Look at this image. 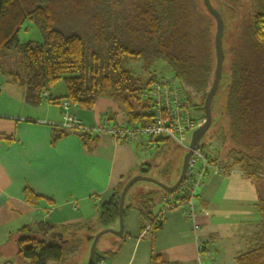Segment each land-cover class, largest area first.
<instances>
[{
    "label": "trees",
    "instance_id": "16d2710c",
    "mask_svg": "<svg viewBox=\"0 0 264 264\" xmlns=\"http://www.w3.org/2000/svg\"><path fill=\"white\" fill-rule=\"evenodd\" d=\"M231 7L237 17L232 15V20L225 21L226 60L221 83L224 81L227 87L224 113L229 123L224 131L235 144L229 157L232 153L237 155L232 166L222 167L221 152L212 155L200 146L209 163L225 173L233 171L234 165L248 164L249 160H253V165L260 162L251 153L264 133V11L251 14L240 5ZM27 22L38 28L42 42L20 43L19 34ZM216 30V20L199 0H0V72L6 71L4 62L15 61L8 74L24 90L30 106L60 100L51 95L46 98L44 93H50L56 83L63 81L64 98L77 108L91 111L98 98H109L119 106L128 124L143 127L154 116L146 96L159 76L153 68L163 63L179 80L199 119H204L205 99L217 66ZM132 63L141 64L147 77L137 74L130 67ZM71 132L53 126L52 145ZM74 133L88 149L98 144L91 131ZM164 141L173 142L167 138ZM228 142L224 136L222 146ZM150 171L151 165H147L141 173L149 176ZM170 173L169 163L165 176ZM132 178L120 184L109 203L99 206L98 232L119 229V195ZM140 183L134 184L126 196L124 219L130 210L138 212L140 230L147 231L153 247L150 264H184L171 262L155 252L165 222L164 207L157 198L167 192L155 184ZM142 185L148 189H140ZM24 197L33 206L42 199L29 188L24 190ZM184 200L185 195L178 196L176 206ZM53 235L59 244L48 243ZM87 235L84 225L55 228L40 221L18 233V256L28 264H68L82 256ZM251 241L252 247L239 254L235 264H264V234L259 232ZM117 254L118 250L102 253L106 260ZM95 259L97 264L103 260Z\"/></svg>",
    "mask_w": 264,
    "mask_h": 264
},
{
    "label": "crops",
    "instance_id": "0c3cea01",
    "mask_svg": "<svg viewBox=\"0 0 264 264\" xmlns=\"http://www.w3.org/2000/svg\"><path fill=\"white\" fill-rule=\"evenodd\" d=\"M50 95L53 99L66 96L52 90ZM74 114L84 129H93L104 121L111 126H132L109 98H98L91 111L75 107ZM62 121L60 100L30 106L24 90L0 72V256L5 264H14L12 257L18 256V233L40 221L55 228L84 225L88 234L86 249L79 258L84 261L90 253V239L100 230L99 206L110 202L121 183L142 175L147 165H151V171L154 169L140 157L146 149L161 150L170 143L165 138L115 143L108 135L95 134L98 144L88 149L71 130L70 135L52 145L53 126L60 127ZM177 162L171 163L170 183H176L180 177L182 162ZM209 173L195 199L198 229L178 208L165 215L155 252L171 262L228 264L237 257L227 255L239 248L238 238L230 240L229 226L214 216L215 201L225 183L224 174L215 170ZM26 188L42 198L37 205L25 201ZM140 189L147 190L148 186L142 185ZM157 202L162 205L160 196ZM124 235L106 241L102 253L118 250V254L99 264H150L153 247L147 231L140 230L136 210H130L125 218Z\"/></svg>",
    "mask_w": 264,
    "mask_h": 264
},
{
    "label": "rangeland",
    "instance_id": "374dc122",
    "mask_svg": "<svg viewBox=\"0 0 264 264\" xmlns=\"http://www.w3.org/2000/svg\"><path fill=\"white\" fill-rule=\"evenodd\" d=\"M201 3L203 0H199ZM214 7L222 12H224V22L226 18L233 19L232 15L235 16L234 10L231 6L240 5L242 10H246L253 14L259 10L264 11V0H211ZM228 6V7H227ZM235 16L234 18H236ZM214 19V18H213ZM229 19V20H230ZM215 20V19H214ZM226 26V25H225ZM225 32V31H224ZM228 33V40L231 39V34ZM19 41L21 44H26L29 42H42V35L40 34L38 28L30 22L24 25V28L19 34ZM17 58V57H15ZM15 61L10 59L7 63L4 62L5 72L8 77V71L12 68ZM163 63H158L153 68L154 72H157L159 76L171 74L169 70L164 68ZM130 67L134 69L137 74H142L144 78L147 74L142 71L141 64H131ZM53 92L61 91L63 95L66 94V87L63 81L56 83L53 88ZM60 103L64 101V96L61 97ZM227 101V87L226 84L220 83L219 91L216 94L212 103V123L211 126L202 139L200 145L204 146V150L212 155H217L221 152V159L224 161L221 163L223 166H232L234 157L237 153H232V157H229V152L235 147L233 141L227 132L224 131L228 126L229 120L224 113L225 105ZM192 133L189 134V137ZM224 136L228 137L229 141L225 146L223 144ZM147 140V139H144ZM257 147L255 146L251 155L252 157L258 158L260 162L257 165H253V160H249L247 163H242L239 165H234L233 171L229 173H224L225 183L219 191V194L215 201V213L214 216L218 221L226 223L231 231V238H238L240 245L235 251H231L229 255L232 258L238 256L239 254L247 252L250 247H252L251 238L255 237L259 232L264 234V133L261 136L259 143L257 142ZM237 150H241L237 146ZM146 152V153H145ZM142 156V160L149 162L154 166V169L150 171L148 177L155 180L166 181L170 183V176H165V168L170 163H179L181 160V167L183 168L184 158L187 154V150L179 147L176 143L170 142L166 147L159 149L150 148L146 149ZM260 172V174H256ZM140 182H138L139 184ZM144 184H149L153 186L154 184L149 182H142ZM140 183V184H142ZM217 216V217H216ZM115 239V235L106 234L104 235L97 246V251L102 254L106 248V241ZM49 244H59V241L55 238L48 239ZM90 251V249H89ZM14 264H28L22 257L14 255ZM89 260V253L84 261L80 260H69L68 264H75L78 261L79 264H87ZM0 256V264H5ZM53 264V263H52ZM97 264V263H95ZM228 264H235V260L228 262Z\"/></svg>",
    "mask_w": 264,
    "mask_h": 264
},
{
    "label": "built area",
    "instance_id": "2783aa9c",
    "mask_svg": "<svg viewBox=\"0 0 264 264\" xmlns=\"http://www.w3.org/2000/svg\"><path fill=\"white\" fill-rule=\"evenodd\" d=\"M44 96L48 98L50 93L45 92ZM146 96L153 106L154 116L153 120L143 127L111 126L107 121H104L93 129H84L74 114L76 106L68 100L60 103L63 116L60 127L66 130H87L98 136L108 135L115 143L139 142L144 139L155 142L167 138L188 151L191 142L189 134L201 127L205 120L199 119L198 113L191 107L179 80L172 73L158 76L149 87ZM209 170L225 173L211 165L205 152L199 147L193 151L187 176L182 185L174 192L161 195L160 202L164 207V217L167 212L178 208L187 220L194 223L195 229H198L195 199ZM185 182L186 184H184ZM185 189H188L186 194ZM183 195H185L184 202L176 206L177 197Z\"/></svg>",
    "mask_w": 264,
    "mask_h": 264
},
{
    "label": "water",
    "instance_id": "95a60500",
    "mask_svg": "<svg viewBox=\"0 0 264 264\" xmlns=\"http://www.w3.org/2000/svg\"><path fill=\"white\" fill-rule=\"evenodd\" d=\"M203 4L206 8V10L210 13V15L216 20L217 23V30H216V36H215V48H216V56H217V66H216V71H215V76H214V82L212 85L211 90L209 91L206 99H205V104H204V123L201 127L196 129L191 136V142L189 146V150L187 151V154L184 158L183 162V168L180 174V177L178 181L175 183L173 186H169L159 180H155L151 177L145 176V175H138L134 176L132 179L128 181V183L125 185L123 188L121 194L119 195V219H120V224H119V229H104L100 232H98L95 236H93L90 240H92L91 248H90V253H89V260L87 264H95L96 259L95 258H102L104 260L107 259L106 256L100 254L97 251V246L100 241V239L106 235V234H113L119 238H122L124 236V205L126 201V196L131 189V187L138 183V182H149L152 184H155L159 186L160 188L164 189L166 192L171 193L174 192L176 189H178L184 180L186 179L189 164L191 157L193 155V151L199 148L201 145V141L208 132L211 123H212V103L213 100L216 96V94L219 91L220 83L222 81V74H223V69H224V64H225V53H224V47H223V40H224V31H225V22L223 19V16L221 12L216 9L211 0H203ZM53 237H56L53 235ZM9 264H12L10 262Z\"/></svg>",
    "mask_w": 264,
    "mask_h": 264
}]
</instances>
